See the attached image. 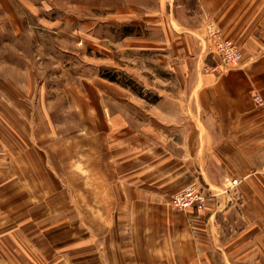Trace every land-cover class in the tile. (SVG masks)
I'll use <instances>...</instances> for the list:
<instances>
[{"label":"crops","instance_id":"0c3cea01","mask_svg":"<svg viewBox=\"0 0 264 264\" xmlns=\"http://www.w3.org/2000/svg\"><path fill=\"white\" fill-rule=\"evenodd\" d=\"M108 8L143 86L96 76L113 89L81 90L71 131L39 101L24 138L0 130V264H264V0ZM213 31L238 43L237 64L208 49ZM21 94L0 90L20 119ZM192 183L204 208H174Z\"/></svg>","mask_w":264,"mask_h":264},{"label":"rangeland","instance_id":"374dc122","mask_svg":"<svg viewBox=\"0 0 264 264\" xmlns=\"http://www.w3.org/2000/svg\"><path fill=\"white\" fill-rule=\"evenodd\" d=\"M119 1L0 0V90L16 94L22 90L21 101L28 105L20 119L11 105L13 100L10 103L0 96V130L20 128L24 138L29 106L35 111L39 101L48 122L55 123L58 131H71L77 124L76 105L79 94H83L81 90L113 89L110 82L96 76L141 90L142 52L113 42L125 29L108 22V6ZM93 16L107 20H93L89 28L82 25L83 20H92ZM209 35L208 31L207 40ZM30 88L39 91L38 96H26L24 91ZM66 127L70 128L62 129Z\"/></svg>","mask_w":264,"mask_h":264},{"label":"built area","instance_id":"2783aa9c","mask_svg":"<svg viewBox=\"0 0 264 264\" xmlns=\"http://www.w3.org/2000/svg\"><path fill=\"white\" fill-rule=\"evenodd\" d=\"M213 39L209 45L211 52L219 54L223 60L230 64H237L242 53L236 41L220 35L217 31L212 35ZM257 103H263V98L255 94ZM238 183V178H233L231 184L225 188V191L232 190ZM209 194L201 183H192L176 192L172 196L171 204L176 209H186L194 207L197 210L203 209Z\"/></svg>","mask_w":264,"mask_h":264}]
</instances>
